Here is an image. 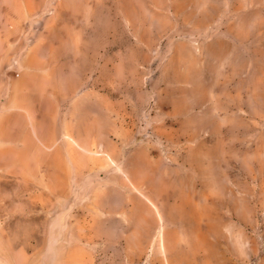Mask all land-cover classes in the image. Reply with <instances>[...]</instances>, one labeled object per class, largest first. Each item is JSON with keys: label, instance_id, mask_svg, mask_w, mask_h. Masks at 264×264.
Returning a JSON list of instances; mask_svg holds the SVG:
<instances>
[{"label": "rangeland", "instance_id": "374dc122", "mask_svg": "<svg viewBox=\"0 0 264 264\" xmlns=\"http://www.w3.org/2000/svg\"><path fill=\"white\" fill-rule=\"evenodd\" d=\"M0 264H264V0H0Z\"/></svg>", "mask_w": 264, "mask_h": 264}]
</instances>
